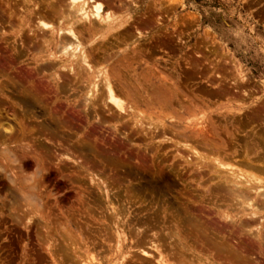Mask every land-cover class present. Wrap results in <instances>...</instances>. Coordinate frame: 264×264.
<instances>
[{
	"label": "rangeland",
	"instance_id": "1",
	"mask_svg": "<svg viewBox=\"0 0 264 264\" xmlns=\"http://www.w3.org/2000/svg\"><path fill=\"white\" fill-rule=\"evenodd\" d=\"M42 1L33 0V4L25 5L20 0L13 6L12 18L10 10L0 3V151L5 144L11 150L10 156L15 153L18 161L5 153L8 162L4 152L1 153L4 150L0 152V264H86V260L91 264H158L153 243H161L169 264H203L193 256L194 252L206 258L215 254V249L202 245L205 240L187 222V214L200 219L210 231L224 228L221 233L230 241H248L237 236L238 228L233 234L235 238L225 231L226 222L218 214L234 215V209L226 205L228 201L214 197L211 191L206 193L210 184L207 175L200 181L194 166L173 160L178 152L185 156L189 152L164 141L162 133L166 131V137L182 140L171 132L168 124H158L160 132L151 140L147 133L152 128L147 123L149 120L157 123L164 117L166 122H178L169 120L170 116H178L185 125L200 129L205 126L203 129L208 134L218 131L224 139V130L234 131L236 126H240L242 134L264 135V0H111L112 5L117 1L113 7L105 3L104 15L110 11L117 19L131 17V27L143 21L150 23L148 27L141 26L148 39L140 40L136 29L131 28L133 36L111 48L110 53L129 54L131 72L128 75L133 80L135 75L151 70L177 95L172 108L163 109L158 105H136L137 108L118 93L127 109L119 119L113 118V113L119 112H114L112 103L110 108L102 106V85L95 94L101 101L84 108L87 80L82 83L68 71L49 67L53 62L49 59L51 52L43 50L41 41L33 38L39 25L37 18L30 15L35 3L41 2V7H46ZM128 8L130 11L126 13ZM19 18L28 19L29 25L20 26ZM112 34L96 37L95 43H102L105 37L108 44L115 42L119 34ZM95 43H85V46L88 49ZM93 65L94 69L97 65L96 70H109L113 61ZM56 72L59 81L55 79ZM219 75L226 80L217 78ZM143 79L141 75L140 81ZM133 80L129 83L134 84ZM25 97H29V104L24 103ZM256 112L262 113L258 117ZM137 116L143 119V125H134ZM250 117L254 119L246 123ZM239 119H244L242 125ZM20 129L26 136L23 137ZM126 135L131 138V144L128 142L125 148L131 156L128 163H113V159L90 150L80 151L77 156L71 153L85 141L113 146V139L119 143ZM35 149L47 155L46 163L35 161ZM200 150L211 155L204 148ZM62 151L82 162H66ZM153 158L158 160L152 163ZM137 159L141 162L136 163ZM171 168L174 172H169ZM161 173L166 174L165 179L171 184L169 190L163 194L152 193L147 184L151 180L148 175L158 177ZM22 192H27L32 201L37 195L34 202L38 206L31 204V200L29 204L33 206L26 205L28 196L25 201ZM114 208L117 211L113 212ZM123 230L125 236L120 234L119 238L118 231L123 233ZM183 244L190 249L188 253ZM181 249L185 251L184 259L177 253H182ZM253 256L255 261L264 264L263 256L256 252ZM216 260L227 264L225 258Z\"/></svg>",
	"mask_w": 264,
	"mask_h": 264
},
{
	"label": "bare ground",
	"instance_id": "2",
	"mask_svg": "<svg viewBox=\"0 0 264 264\" xmlns=\"http://www.w3.org/2000/svg\"><path fill=\"white\" fill-rule=\"evenodd\" d=\"M19 1L20 0H14V2H11L10 0H7V1L0 0V3L3 4L6 8H8V10H10L9 16L12 18L14 15L13 6L14 5L17 6V4H19ZM22 1L25 5L33 4V0H22ZM110 1L111 0H65V2L61 3L62 0H50V1L47 0V2H46V0H44V2L43 1L42 2L44 4H46L45 8L41 7L42 6L41 2L34 4V8L31 10L30 15L35 16L37 18V22H38L37 25H39V26H37L38 27L37 30H35V28L33 27L35 30V32H33V34L35 33L33 35L34 36L33 38L36 40L39 39L38 41H41V45L43 44L42 45L43 50L51 52V56L49 59L53 60V62L49 63V67H51L52 69L53 68L54 69L59 68L63 72H64V70L68 71L67 72L68 74L71 73V74L75 75L77 77V79H76V77H75V79L79 80L81 82L84 79L87 80V82L84 81L85 82L84 84L87 83V87L84 86V88L87 89L86 90L87 94L85 95L86 97L84 96V99H85L84 100V106H85L84 108H86V107L90 108V107L95 106L99 102V99L101 101L100 96H97L95 94H97L100 91V86L102 85L103 86L102 88L104 89L103 90L104 94L101 92L102 93L101 95H103L102 106L110 108L109 105L113 104L112 108H113L114 112H115V110L119 112L118 115H115L117 113H113L114 114L113 118L114 117L115 118L122 117L121 114H123V113L125 114L127 112L125 102L121 98L122 96H120V95L118 96V93L122 94L123 98H126L128 101L132 102L135 106L137 105L138 107H152V106L158 105V106H160V108H163V109L172 108L174 100L177 96L176 92L167 88L166 83L163 82L162 80H160L159 77H157L153 71L144 70L142 74L135 75L134 76L135 80H133L134 79V78L132 79L133 76L129 77V75H128V73L130 74V72H131L129 70L130 65H128V62H130L128 60L129 54L123 53V54H118V55L114 54L113 55L112 53H110L111 48H114L118 44L125 42V40L127 38L133 36V34H131V32L129 31L131 28L136 29L135 32L137 31V34H138L139 39H140V38L146 37V34H145L146 31L143 33L141 26H145V27L150 26V23L147 24V22L144 23V21H143V23H142L140 21L141 23H138V24H135L136 22L135 23L133 22L136 26L133 25L134 27H131V25H130L131 17L127 18V17L123 16V18L121 17V18L117 19L114 17V12H110V11L104 15V9H105V7H107L106 4L109 5V7H110V5L112 7L116 6L117 1L114 2L113 5L110 3ZM123 4H126V3L123 2ZM18 6H20V5H18ZM22 6H24V5H22ZM120 6H122V3ZM16 8H18V7H16ZM129 11H130L129 8L126 9V13H129ZM15 15L19 16L20 14L19 15L15 14ZM134 18H135V16H134ZM19 21L21 23L20 26L29 25V20L26 18H19ZM33 28L31 29L32 31H33ZM15 29H16V27H15ZM37 31L40 34H38ZM112 32L114 34H115V32H116V34H119V37H118V35H117V38L115 37V42L108 44V42L104 41L107 39V37H105V38L101 39V40H103L102 43H101V41H100V43H95V42H97L96 37L108 36ZM114 34H112V35L114 36ZM137 34H135V35L137 36ZM112 35H110V36H112ZM139 39H136V40L138 41ZM110 40L108 39L109 42H110ZM24 42L25 41L23 40V43ZM90 42L93 44L95 43V45L92 46V44H91V46L87 49L85 46V43L87 44ZM89 45H87V47ZM34 46H36V45H34ZM143 51H145V50H143ZM138 52H140V50ZM99 53H101L100 56H97V55H99ZM101 55H102V57H101ZM101 61H106V62L107 61L108 62L113 61V66L110 67L109 70H104V69L96 70V68H97V65H96V67L94 69L95 65H93V64L99 63V62L101 63ZM98 67H101V65ZM134 71H136V70H134ZM55 75H56L55 76L56 78L55 77L54 78L56 80L60 79L57 72ZM141 75H143V78H144L142 81H140ZM217 78H220L221 80L225 79V78H223V76H220V75L217 76ZM99 80H101V81H99ZM131 80L134 81V84L129 83ZM57 81H59V80H57ZM144 82H145V84L151 83V85L150 86L145 85ZM66 83H68V82H66ZM82 86H83V84H82ZM146 86H148V87H146ZM235 92L238 93L237 91H235ZM219 93L221 94V93H223V91L221 90ZM178 95H180V94H178ZM24 103H26V104L30 103L29 97H25ZM109 103H112V104H109ZM262 109H264V108H262ZM262 109H260V110H262ZM133 112H136V111H133ZM263 112H264V110H263ZM259 113L261 115L262 112H258L255 116L259 117ZM123 117H124V115H123ZM138 117L139 116H137V118L134 119L135 120L134 125L136 124L137 126L143 122V119L139 120ZM117 119H119V118H117ZM163 119L157 123L151 122L152 120L148 121L149 123H147V125L149 126V129L150 128H152V129H150L149 133H147V137L149 136L148 138L152 140L154 138V136L156 134H158V132H160V131H157V130H160V129H158L160 126V125L158 126V124H168V128L171 129V132L173 131L172 133L174 135L178 136L179 139L182 140V142L175 140L172 137H166V134H165L166 131L164 133H162L163 136H165L164 141L169 142V143L170 142L174 143V145L176 146V149H178V150L184 149V150H186V152L187 151L189 152V154L186 156L178 152L177 155L173 156V160H178L177 162L182 161L187 166L188 165L194 166L196 169L195 171L196 172L198 171L197 174L200 177V181L204 180L205 176L207 175L206 180L208 179L210 184H213V187H212V189H210V184H209V187L206 189V193L211 191V194L214 197H216L217 199L221 198L220 200L223 199V201H228L226 205L231 206L232 210L234 209V211H235L234 215H230L228 212H223V213L218 214L220 216V219L222 221L226 222L227 228L225 231H228L232 237V236H234L233 234H235L234 233L235 229L238 228L239 231L237 230L238 231L237 236L246 238L248 240V241H244V240L237 241L235 239L234 241H230V239L228 240V238L224 235V233H221V231H223L224 228H222V229L220 227L212 228V230L210 231L208 226L204 225L202 222L199 221L200 219L193 218L192 216L187 214L186 215L187 222L191 226L197 228L205 240L204 242H202V245L212 247L213 249H215V254L217 255V257H215V254L211 253V256L204 258L203 255H201V254L199 255V254L194 252L193 256L196 257L203 264H221L216 260L217 258H221V257H222V259L225 258V260L227 261V264H262L259 261H255V256H253V253L256 252L257 254H259V256L264 257V135L257 134V133H253L252 135L242 134V132L240 131L241 130L240 126H236L235 127L236 130H234V131L224 130V132H225L224 134L226 135V138L224 139L221 136L222 133L218 132V131L212 132V134L211 133L208 134V132H206V130L203 129L205 127V126L203 127V124H201L203 128L200 125H198L202 128V129H200L198 127L199 128L198 129L196 127H190L188 125H185L183 120L178 116H176V117L170 116L169 117V120H177L178 122H166ZM180 119L182 121H180ZM253 119H254V117L248 118L246 123L247 122L249 123V121H251ZM238 122H239V124L242 125V123L244 122V119H239ZM231 124H232V122H231ZM142 125H143V123H142ZM147 125H145V126H147ZM21 129H20V131H21ZM164 130H166V128ZM7 131H9V130H7ZM162 131H163V129H162ZM210 132H211V130H210ZM12 133L13 132H10L9 134H12ZM21 134L23 135V137L26 136V133L24 130L21 131ZM174 135H173V137H176ZM5 137H8V136H5ZM121 137H122V135H121ZM36 138H38V137L36 136ZM144 138H145V136H144ZM5 139H3V140H5ZM121 139H122V141H120L119 143H116L115 139H113V146H107L105 144H103L102 146H99L97 144H93V143H90L88 141H85L84 143H81L80 145H78L77 150H73L71 153L75 156L80 151L83 152L85 150H87V151L90 150L93 152H97L101 155H105V156L109 157V159H113V163H128V160L131 159V156L128 153L129 150H126L125 148H126L128 142H130L131 138H128V136L126 135L124 138H121ZM15 140L17 141V139H15ZM242 141H243V143H242ZM49 142H51V141H49ZM3 144H4V142H3ZM7 144H9V143H7ZM130 144H131V142H130ZM11 145H9V146H11ZM60 147H61V145H60ZM4 148H6V149H4ZM4 148L2 149L4 151L1 150L2 152L1 151L0 152L1 153L4 152L3 156H5L6 154H9V156H10V154H11L10 148L8 147L9 148L8 149L5 144H4ZM199 148L200 149L204 148V149L210 151L211 155L207 154L206 152H203ZM26 151H27V149H26ZM34 152H35L34 158H36L35 161H37V163H39V164L40 163H46L47 155H44L38 149H35ZM55 152H57V151H55ZM261 152L263 153V156L260 155ZM30 153H32V152H29V154ZM182 153H184V152H182ZM59 154L60 153H58V155ZM14 155H15V153H13L12 157L15 159L16 156H14ZM53 155H54V153H53ZM56 155H57V153H56ZM56 155H55V158H56ZM61 155H62V157H64L63 160L66 159L65 161L68 163H81L82 162L80 159L79 160L75 159L70 154H65V153L63 154V151H62ZM26 156L28 157V155H26ZM62 157H60V158H62ZM5 158H6V156H5ZM77 158H79V157H77ZM154 158H156V157H154ZM154 158L151 161L152 163H155V160H158V159H154ZM6 159L9 162L8 157ZM63 160H60L59 162H61ZM161 160L159 162H161ZM10 161H11V159H10ZM15 162H18V161H16V159H15ZM19 162H20V160H19ZM54 162H56V161H54ZM105 162L107 163V161H105ZM131 162H133V161L131 160ZM138 162L140 163L141 161L139 159H137L136 163H138ZM49 163H50V161H49ZM142 163H146V160L142 159ZM84 167H86V166H84ZM5 169H4V171H5ZM135 172H136V170H135ZM169 172H174V171L171 168L169 170ZM148 177L151 178V180H148L147 184H148V187L150 188L152 193H155L157 191V192L163 194L167 190H169V187L171 184L166 181V179H165L166 174L161 173L158 177H151L149 174ZM25 180H26V178H25ZM19 181L23 182L24 180H22V181L19 180ZM25 182H23V183L26 184ZM28 183H30V182H28ZM33 183H34V181H33ZM205 184H207V183H205ZM34 187H36V186H34ZM34 187L32 186L33 189H34ZM23 188H26V185L23 186ZM30 188H31V186H30ZM31 189L27 188L28 191ZM24 190L27 191L26 189H24ZM17 191L19 192V190H17ZM20 191H22V190H20ZM23 192H22V194H24ZM26 193L24 194L25 196H23L24 198L27 195ZM34 193H36V192H34ZM34 193L32 195L33 198H34ZM30 194H32V193H30ZM27 196H28L27 197L28 203L25 202L27 200V198H25V201L23 200V198L21 199L25 202V204L27 203L26 205L29 204V201L32 198L29 195H27ZM36 196H35V198H36ZM35 198H34V200L36 201V199L38 197L36 199ZM34 200L33 201L31 200V204L34 203V206H38V205H35ZM115 201H116V199H115ZM28 206H33V205L29 204ZM31 208H34V207H31ZM228 209H230V208H227L226 210H228ZM114 211H117V210H115V208H114L113 212ZM193 211H194V209H193ZM219 211H221V210H219ZM118 213L120 214V212H118ZM192 214H193V212H192ZM117 215L118 214H116L115 217L119 218V216H117ZM143 225H145V224H143ZM188 229H190L189 226H188ZM174 233H172V234H174ZM120 234H123L125 236L124 230H123V233H120L118 231V235H120ZM176 234L180 238V241H183V239L180 237V235L178 233H176ZM118 235H117V238H118ZM171 237H175V236L173 235ZM119 238H121V235L119 236ZM234 238H235V236H234ZM123 240H126V239L124 238ZM180 241H178V242H180ZM160 245H161V243H158V244L153 243V247L151 246L158 254V258H159V259L157 258L158 262H159L158 264H169L170 260H169L168 256L164 254V250L161 248L162 246H160ZM177 247H178V245H177ZM184 247H185V249H187L186 248L187 246L185 244H183V249H184ZM118 248H120V247H118ZM183 249H181L182 253L181 252H177V253H179L181 255V257H183V259H184V257L186 258V256H184L185 251H187L186 253H188V250H190V249H187L184 252H183ZM192 253H191V255H192ZM145 254H148V253L146 252ZM94 259L95 258H92L91 260H94ZM188 260L186 259V261H188ZM198 260H197V262H199ZM86 262H88L86 264L92 263L91 261H87V260H86ZM183 262H185V261H183ZM188 262H191V261L189 260Z\"/></svg>",
	"mask_w": 264,
	"mask_h": 264
}]
</instances>
